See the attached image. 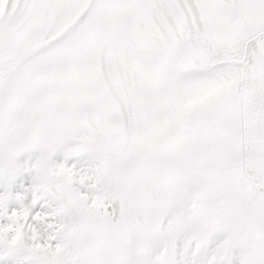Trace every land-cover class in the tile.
<instances>
[{
    "label": "snow or ice",
    "instance_id": "1",
    "mask_svg": "<svg viewBox=\"0 0 264 264\" xmlns=\"http://www.w3.org/2000/svg\"><path fill=\"white\" fill-rule=\"evenodd\" d=\"M0 264H264V0H0Z\"/></svg>",
    "mask_w": 264,
    "mask_h": 264
}]
</instances>
